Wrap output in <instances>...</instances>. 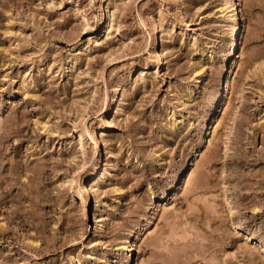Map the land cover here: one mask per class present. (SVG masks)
Returning a JSON list of instances; mask_svg holds the SVG:
<instances>
[{
    "label": "rangeland",
    "instance_id": "rangeland-1",
    "mask_svg": "<svg viewBox=\"0 0 264 264\" xmlns=\"http://www.w3.org/2000/svg\"><path fill=\"white\" fill-rule=\"evenodd\" d=\"M108 2L0 0V264H127L126 241L134 264H264V0L237 1L234 59L220 0H127L107 33Z\"/></svg>",
    "mask_w": 264,
    "mask_h": 264
},
{
    "label": "bare ground",
    "instance_id": "bare-ground-1",
    "mask_svg": "<svg viewBox=\"0 0 264 264\" xmlns=\"http://www.w3.org/2000/svg\"><path fill=\"white\" fill-rule=\"evenodd\" d=\"M220 1H221V8L219 12L221 13L222 17L229 18L234 24L233 29H231L229 33L230 38L232 39V45L229 51V56L233 57L234 59L238 54L240 44H241L240 40L245 31V27H246L245 22H244L245 20H244L243 15L239 12L238 4H237L238 0H220ZM121 3H122L121 6H117V5H112L110 2H108L104 6V10H105L104 19H106L105 20V26H106L105 32L109 33L111 29L114 28L116 14L119 11L121 12L125 8V6H127V0H123V2ZM146 43L148 47H151V48L156 47L157 45L156 27H152L148 37L146 38ZM161 65H162V59L159 57L158 67ZM204 67L203 66H199L198 68L196 67L197 69H195L196 72L194 73H196L197 75L198 74L200 75ZM97 89L94 88L91 91V95L88 101L82 107V110L80 111L77 117V119L79 120V122L76 124L77 129H78L77 130V134H78L77 142L80 148L82 165H79L78 169L74 172L73 176L66 180V183L69 185L70 189L73 191L74 196L80 198L85 210L90 207V204L93 201V193L99 190L100 180L103 179L104 177V172L99 171V165H100L99 162L102 161V153H103L101 150L102 142L100 140V136H103L104 134H106L105 130L104 129L92 130L86 125L87 120H88L86 117V112L89 109V107L92 105V103L96 100V97L98 95ZM108 100H113V102H115L117 100V95L108 97ZM116 113H118V111ZM215 122L218 123L217 121ZM88 143H91L93 145L92 155L88 151V146H87ZM92 161L95 162L94 171H91L88 174V177L84 178L83 173L86 171L87 167ZM102 221H103L102 214L95 216V223L98 226H99V223ZM122 245H123L122 251L127 254L126 263L134 264L135 256L133 255V248L135 247L136 243L134 241H126ZM78 264H83L81 259H78Z\"/></svg>",
    "mask_w": 264,
    "mask_h": 264
}]
</instances>
